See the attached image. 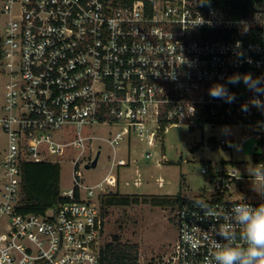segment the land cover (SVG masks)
Masks as SVG:
<instances>
[{
	"label": "built area",
	"instance_id": "obj_1",
	"mask_svg": "<svg viewBox=\"0 0 264 264\" xmlns=\"http://www.w3.org/2000/svg\"><path fill=\"white\" fill-rule=\"evenodd\" d=\"M237 73L264 77V0H0V264H100V195L131 156L114 155L94 184L75 178L44 213L20 208L24 165L101 154L93 126L112 127L104 139L116 151L135 139L153 147L171 125L242 124L253 165L264 163V108L251 103L264 95L227 84ZM215 83L235 101L210 97ZM201 172L203 196L175 205L177 236L154 264H215L213 226H229L236 204L264 202L247 170L204 162Z\"/></svg>",
	"mask_w": 264,
	"mask_h": 264
},
{
	"label": "rangeland",
	"instance_id": "obj_2",
	"mask_svg": "<svg viewBox=\"0 0 264 264\" xmlns=\"http://www.w3.org/2000/svg\"><path fill=\"white\" fill-rule=\"evenodd\" d=\"M110 130L113 131L112 127L104 124L93 126L91 130L97 136L93 141L94 148L102 151L96 167H85L96 157L94 151H89V155L83 156L76 165L75 157L71 155L63 158L55 156L60 159L61 165L60 189L69 190L75 178L94 184L109 172L114 155L115 159L131 156V165L113 168L112 171L120 172L122 176L119 189L125 193L123 195H130L133 199L136 193L138 201L128 205L103 206V210L108 211L105 214L104 239L106 245L119 235L123 243L138 244L139 264H154L157 255L177 236L173 218L175 202L156 204L157 200L179 195L191 199L202 197L206 187V175L201 172L204 162H225L238 167L242 173L253 165V154L258 151L254 141L247 138L249 127L242 124L212 125L207 122L195 126L189 123L171 125L163 140H158L153 147L135 139L131 148L127 146V141H123L116 151L104 139L109 136ZM211 138L217 141L222 138L233 140V146L215 145ZM146 151H151L152 157L147 158ZM74 169L79 176H76ZM138 180H141V184L137 186ZM108 195H100L101 205L102 199Z\"/></svg>",
	"mask_w": 264,
	"mask_h": 264
},
{
	"label": "clouds",
	"instance_id": "obj_3",
	"mask_svg": "<svg viewBox=\"0 0 264 264\" xmlns=\"http://www.w3.org/2000/svg\"><path fill=\"white\" fill-rule=\"evenodd\" d=\"M243 84L254 93L264 95V77H253L251 73L233 74L227 78V84ZM208 94L213 99H220L226 103H233L235 94L231 93L225 84L215 83ZM252 105L264 108V102L253 98ZM247 111V106H242ZM253 178V189L264 196V163L250 165L247 169ZM230 224L227 227L213 231L219 240L215 243V264H264V202L257 206L248 203L236 204L229 212ZM233 226H239V231ZM243 241L238 244L237 241ZM220 241H223L221 243Z\"/></svg>",
	"mask_w": 264,
	"mask_h": 264
},
{
	"label": "trees",
	"instance_id": "obj_4",
	"mask_svg": "<svg viewBox=\"0 0 264 264\" xmlns=\"http://www.w3.org/2000/svg\"><path fill=\"white\" fill-rule=\"evenodd\" d=\"M207 123L208 119L202 120ZM216 145L217 140L211 138ZM61 165L59 163L27 162L23 167V192L21 210L24 212L44 213L48 208L59 201H65L67 198L61 196ZM130 196V195H129ZM128 195L119 193H109L102 199L103 206L128 205L131 202H137L138 197L134 194L133 199ZM161 197L159 195H156ZM183 198L179 195L171 199L157 200L160 202L175 204L180 203ZM106 214L107 209L103 210ZM139 245L132 243H123L121 237L116 235L114 240L104 245L101 251L100 264H139Z\"/></svg>",
	"mask_w": 264,
	"mask_h": 264
},
{
	"label": "crops",
	"instance_id": "obj_5",
	"mask_svg": "<svg viewBox=\"0 0 264 264\" xmlns=\"http://www.w3.org/2000/svg\"><path fill=\"white\" fill-rule=\"evenodd\" d=\"M129 165H131V164H129ZM115 173H117V172H115ZM121 177H122V176H121L120 172H118V173H117V184H116V185H112V186H110L109 189H108V191H107V193H119V194H125V193H122V191L119 189V187H120V185H121V180H122ZM137 183H138V184H135V185H137V186L140 185V184H141V180H138ZM162 186H164V184H163ZM126 194H132V193H127V192H126ZM135 194H136V193H135ZM138 195H141V194H138Z\"/></svg>",
	"mask_w": 264,
	"mask_h": 264
},
{
	"label": "water",
	"instance_id": "obj_6",
	"mask_svg": "<svg viewBox=\"0 0 264 264\" xmlns=\"http://www.w3.org/2000/svg\"><path fill=\"white\" fill-rule=\"evenodd\" d=\"M100 152L96 155V157L92 160L91 163H87L85 165L86 168H91V167H96L98 165V160H99Z\"/></svg>",
	"mask_w": 264,
	"mask_h": 264
}]
</instances>
